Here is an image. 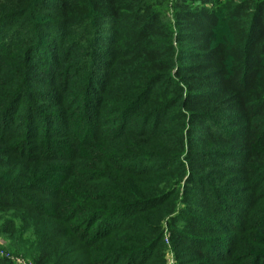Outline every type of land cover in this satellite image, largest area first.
I'll return each instance as SVG.
<instances>
[{"label": "rangeland", "instance_id": "obj_1", "mask_svg": "<svg viewBox=\"0 0 264 264\" xmlns=\"http://www.w3.org/2000/svg\"><path fill=\"white\" fill-rule=\"evenodd\" d=\"M39 13L32 9L0 27L13 38L0 60V193H7L0 264H34L39 251L47 264H264V176L238 174L229 183L208 166L197 178L202 192L191 196L188 176L176 182L169 172L155 174L165 162L146 155L159 154L163 144L128 134L134 121L116 112L120 104L105 94L95 100L106 60L96 58L109 49L87 32L92 22L63 30L59 41L62 28ZM224 34L220 24L216 36ZM28 53L42 60L29 64ZM20 168L24 182L14 172ZM247 197L251 210L239 201ZM171 207L175 216L158 220ZM178 235L210 253L208 260L181 259Z\"/></svg>", "mask_w": 264, "mask_h": 264}, {"label": "trees", "instance_id": "obj_2", "mask_svg": "<svg viewBox=\"0 0 264 264\" xmlns=\"http://www.w3.org/2000/svg\"><path fill=\"white\" fill-rule=\"evenodd\" d=\"M166 3L0 0V27H7L10 20L36 9L42 20H55L56 31L62 28L61 41L63 30L92 22L95 29L87 26V32L109 49L96 58L107 61L97 74L103 90L95 100L105 94V98L120 104L116 112L126 122L134 121L125 130L128 134L160 141L163 151L146 156L152 161L159 157L156 162L165 164L151 172H169L174 181L188 176L191 196L202 192L197 178L208 166L221 171L229 183L238 174L254 179L264 176V0H223L221 17L215 9L218 0H173L167 8ZM79 7L82 9L77 14ZM47 15L52 16V21ZM220 24L225 34L217 37ZM8 32L0 35V60L13 39L6 37ZM40 50L49 58L52 56L49 47ZM27 57L29 64L42 60L36 54L31 57L28 53ZM32 70L30 67L27 71V80ZM6 76L10 77L7 73ZM85 128H89L87 122ZM121 135L127 137L125 132ZM212 158L226 159L227 163ZM14 172H18L20 182L25 181V168ZM5 194L0 193V207L6 204ZM250 200L239 199L251 210ZM173 210L174 207L166 210L158 220L175 216ZM262 217L264 220V214ZM236 225L241 226V221ZM150 236L152 243L158 230ZM175 240L181 259L204 263L211 255L194 247L191 239L178 235ZM37 254L40 262L34 264H47L48 255L42 251Z\"/></svg>", "mask_w": 264, "mask_h": 264}, {"label": "built area", "instance_id": "obj_3", "mask_svg": "<svg viewBox=\"0 0 264 264\" xmlns=\"http://www.w3.org/2000/svg\"><path fill=\"white\" fill-rule=\"evenodd\" d=\"M166 2L169 4V6L171 5V3L173 2V0H166Z\"/></svg>", "mask_w": 264, "mask_h": 264}]
</instances>
